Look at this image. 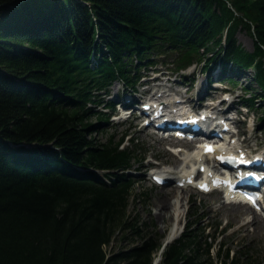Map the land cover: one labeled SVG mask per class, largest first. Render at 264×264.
<instances>
[{"label": "trees", "instance_id": "16d2710c", "mask_svg": "<svg viewBox=\"0 0 264 264\" xmlns=\"http://www.w3.org/2000/svg\"><path fill=\"white\" fill-rule=\"evenodd\" d=\"M263 55L264 0H0V264H152L162 235L127 212L144 156L126 132L92 136L108 87L134 89L153 56L232 85L249 69L238 103L264 106ZM191 216L156 264H259L222 241L212 254L218 225ZM116 235L137 242L107 253Z\"/></svg>", "mask_w": 264, "mask_h": 264}, {"label": "rangeland", "instance_id": "374dc122", "mask_svg": "<svg viewBox=\"0 0 264 264\" xmlns=\"http://www.w3.org/2000/svg\"><path fill=\"white\" fill-rule=\"evenodd\" d=\"M234 37L245 50L252 49V40L243 29L237 30ZM161 59L152 56V62L139 70V73L144 75V78H140L139 81L147 79L146 86L150 87L152 79H165L170 85V91H167L169 94L166 93L161 98V101L165 103L172 100L174 94L183 95L182 98L188 99L194 105L200 101L201 103L210 102L214 104L222 100L223 95H226L228 99L223 100L222 106H219L220 113L222 107L234 105V101L236 102L242 96H247V93L242 89L243 85L249 84L255 87L250 79L252 71L249 69L238 72L234 77L236 84L232 85L226 81H219L220 75L216 74V70L210 71L209 75L202 74L199 69L200 64L192 63L182 71H175L170 62L165 63ZM165 59L169 61L170 58L166 57ZM261 60L264 68V55ZM207 76L212 80L209 89L207 88ZM137 87L138 90L144 88L138 85ZM124 88L119 81L112 82L104 99L109 100L115 93L121 98L125 96L138 97V94L128 92L129 89ZM156 88L160 92L164 89L153 85L151 90L155 92ZM222 89L225 92H222ZM149 92L148 89L145 91L146 94ZM198 93L202 94V100H198ZM229 99H232L231 103ZM263 107L259 101L253 106L245 108L247 110L245 115L235 116L237 120L232 129H236L239 134L242 133L240 138L247 144L248 150L264 149V120L260 122L259 119V116L264 115ZM235 110L241 111L238 108ZM112 113L115 119L120 117L118 106L114 107ZM134 118L131 117L123 121H119V119L117 122L109 118L106 123H100L97 131L92 133L96 140L104 141L109 134L117 138L122 132H126L127 135L121 146H128L132 141L144 156L141 163H133L132 168L127 173L134 182L128 199L127 212L138 215L139 221L146 223L147 230H153L162 235V243L167 239V235L174 226L176 233L175 236L170 237L169 241L179 234L185 221L188 218L191 219L192 212L198 213L200 217L199 226L203 224L212 226L216 223L218 230H220L219 233L221 234L214 232L216 239L212 245V254L217 247L215 243L222 241L224 246L228 247L230 254L241 253L243 256L247 254L249 257H246L244 262L258 261L259 264H264V226L259 228L255 221L256 219L264 220V218L252 216L249 210L231 212L232 207L223 203L219 192L201 193L189 186H185L183 189L175 186L174 180L178 178L180 172L190 167L195 160V157H189L195 151L192 143H181L172 138L160 137V134L152 132L150 127L141 126L140 119L135 120ZM172 146L181 148L182 151L176 152ZM167 148L173 151H168ZM201 159L203 166L210 167L211 159L208 160L209 162L205 161V156H201ZM210 169L213 170L214 167L212 166ZM154 172L161 173L159 175L165 174L167 179L164 180L163 184L157 185L152 181L151 177L152 174H155ZM142 192H145V197ZM164 200L169 201V204L166 208L161 209L160 202ZM177 210L180 211L178 219L175 218L174 214ZM212 229L211 227L208 231L211 232ZM135 242H137L136 239H132V237H127L121 241L116 235L104 249L110 253ZM156 258H159V251L156 252L154 260Z\"/></svg>", "mask_w": 264, "mask_h": 264}, {"label": "bare ground", "instance_id": "6f19581e", "mask_svg": "<svg viewBox=\"0 0 264 264\" xmlns=\"http://www.w3.org/2000/svg\"><path fill=\"white\" fill-rule=\"evenodd\" d=\"M184 100H186V99H184ZM182 102L183 103L180 104V108L179 109L175 108V106L177 107L178 105H174L175 114L179 113V111H181V110H183L184 108L187 107L186 101H182ZM172 103H166V105L168 104V106H169ZM176 115H179V114H176ZM201 155H202L201 154V150L200 149L199 150L195 149V151H193L192 154L189 155V157L192 156V158L195 157V158H199L200 159ZM190 166H191L190 168H186V169L182 170L180 172L179 176H178V181L182 182V185L180 186V187H182L181 189H183L184 186L186 184H188L187 183L188 180H191V171L193 170V164L191 163ZM159 174H161V173H155L154 175L160 176V177H163L165 175V174H163V175H159ZM168 204H169V201H167V200L161 201L160 202L161 209L166 208ZM229 205L232 207L231 212H233V213H236L238 211L246 212L248 210V208L246 206L241 205V204H229ZM166 213H169V211H166ZM174 214H175V218H177L179 216V214H180V211L177 210V211L174 212ZM255 221L257 222L256 224H257V226L259 228L264 226V220L263 219H256ZM174 227L171 229V231L169 232V234L167 235L166 238H170L176 233V229Z\"/></svg>", "mask_w": 264, "mask_h": 264}, {"label": "water", "instance_id": "95a60500", "mask_svg": "<svg viewBox=\"0 0 264 264\" xmlns=\"http://www.w3.org/2000/svg\"><path fill=\"white\" fill-rule=\"evenodd\" d=\"M170 240V238L165 239L164 242L162 243V246L159 250V252L161 251L162 247L164 246V244H166L168 241ZM159 258H156L155 260L152 261V264H156V262L158 261Z\"/></svg>", "mask_w": 264, "mask_h": 264}, {"label": "snow or ice", "instance_id": "6c2138e0", "mask_svg": "<svg viewBox=\"0 0 264 264\" xmlns=\"http://www.w3.org/2000/svg\"><path fill=\"white\" fill-rule=\"evenodd\" d=\"M207 150H209V151H210V149H207Z\"/></svg>", "mask_w": 264, "mask_h": 264}]
</instances>
